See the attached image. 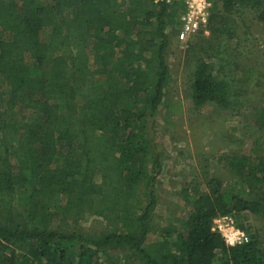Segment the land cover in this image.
I'll return each instance as SVG.
<instances>
[{
  "label": "trees",
  "instance_id": "trees-1",
  "mask_svg": "<svg viewBox=\"0 0 264 264\" xmlns=\"http://www.w3.org/2000/svg\"><path fill=\"white\" fill-rule=\"evenodd\" d=\"M240 10L264 22V0H214L209 32ZM180 12L177 0H0V264H120L109 246L124 264H264L259 230L228 246L213 228L220 215L264 216V197H246V184H264L259 167L237 164L235 185L210 178L208 192L186 194L178 224H154L163 164L145 124L172 81ZM192 86L201 108L230 94L207 58ZM86 211L114 229H61Z\"/></svg>",
  "mask_w": 264,
  "mask_h": 264
},
{
  "label": "rangeland",
  "instance_id": "rangeland-1",
  "mask_svg": "<svg viewBox=\"0 0 264 264\" xmlns=\"http://www.w3.org/2000/svg\"><path fill=\"white\" fill-rule=\"evenodd\" d=\"M219 26L223 29L217 34L208 30L187 44L174 36L168 45L172 81L159 110L145 124L150 158L161 154L163 164L155 188L159 202L154 224L158 227L178 224L192 209L186 194L208 192L210 178L230 186L240 180L237 164L264 169V22L257 13L240 10ZM199 58L222 66V77L230 85L226 103L214 100L202 108L196 104L192 85ZM148 167L152 169L151 163ZM100 172L97 181L102 178ZM245 186L246 197H264V184ZM225 215H231L245 232L259 230L264 241V216ZM61 229L100 237L111 232L114 224L104 215L86 211L64 219ZM156 239L157 234L151 233L149 242ZM106 251L124 264V250L109 246Z\"/></svg>",
  "mask_w": 264,
  "mask_h": 264
},
{
  "label": "built area",
  "instance_id": "built-area-1",
  "mask_svg": "<svg viewBox=\"0 0 264 264\" xmlns=\"http://www.w3.org/2000/svg\"><path fill=\"white\" fill-rule=\"evenodd\" d=\"M180 5L177 39L187 44L201 30L208 33V25L214 0H177ZM214 230L218 231L228 246L247 243V233L239 228L231 215H222L214 220Z\"/></svg>",
  "mask_w": 264,
  "mask_h": 264
}]
</instances>
